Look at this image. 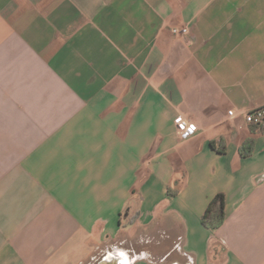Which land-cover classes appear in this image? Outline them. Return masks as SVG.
Here are the masks:
<instances>
[{"label":"crops","instance_id":"obj_1","mask_svg":"<svg viewBox=\"0 0 264 264\" xmlns=\"http://www.w3.org/2000/svg\"><path fill=\"white\" fill-rule=\"evenodd\" d=\"M260 107L264 0H0V264H264Z\"/></svg>","mask_w":264,"mask_h":264},{"label":"trees","instance_id":"obj_2","mask_svg":"<svg viewBox=\"0 0 264 264\" xmlns=\"http://www.w3.org/2000/svg\"><path fill=\"white\" fill-rule=\"evenodd\" d=\"M252 126V125H251ZM254 131L264 133V125L261 127L252 126ZM213 149V144H210ZM253 141L246 140L239 148V154L243 158H247L252 154ZM168 195L173 194L168 191ZM225 220V199L222 194H217L206 207L203 215L201 216V224L204 228L211 232L217 231L224 223Z\"/></svg>","mask_w":264,"mask_h":264},{"label":"built area","instance_id":"obj_3","mask_svg":"<svg viewBox=\"0 0 264 264\" xmlns=\"http://www.w3.org/2000/svg\"><path fill=\"white\" fill-rule=\"evenodd\" d=\"M170 32L174 37H182L188 35L189 29L188 27H172ZM227 115L232 119L235 117L234 111H228ZM242 118L246 124L259 128L264 125V107L243 113ZM174 125L176 128V135L181 140H186L197 133V126L184 120L181 116L175 117Z\"/></svg>","mask_w":264,"mask_h":264},{"label":"rangeland","instance_id":"obj_4","mask_svg":"<svg viewBox=\"0 0 264 264\" xmlns=\"http://www.w3.org/2000/svg\"><path fill=\"white\" fill-rule=\"evenodd\" d=\"M138 236V235H137ZM145 236V235H143ZM152 238L153 242H157V241H162L159 242V244L156 243H152L150 244L151 247H156L155 249V255L156 256H160L163 255L165 252H167L169 250V243L167 241L164 240V235L163 234H156V235H148L146 234V238ZM123 241H125L123 243ZM132 246L133 244L129 241V239H127L125 236L123 237L122 235L119 238H115L109 241H103L102 244H100V246H98L99 248L93 252V256L92 258L88 259L87 261H85L83 264H97L102 258H104L107 254H113V255H117V248L118 247H128V246ZM140 248V247H137ZM74 263V261H72V264Z\"/></svg>","mask_w":264,"mask_h":264},{"label":"water","instance_id":"obj_5","mask_svg":"<svg viewBox=\"0 0 264 264\" xmlns=\"http://www.w3.org/2000/svg\"><path fill=\"white\" fill-rule=\"evenodd\" d=\"M124 260L123 256L107 254L97 264H124Z\"/></svg>","mask_w":264,"mask_h":264},{"label":"bare ground","instance_id":"obj_6","mask_svg":"<svg viewBox=\"0 0 264 264\" xmlns=\"http://www.w3.org/2000/svg\"><path fill=\"white\" fill-rule=\"evenodd\" d=\"M109 255H113V254H109ZM124 259H125V258H124ZM127 262H128V261L125 259L123 263H124V264H127Z\"/></svg>","mask_w":264,"mask_h":264}]
</instances>
